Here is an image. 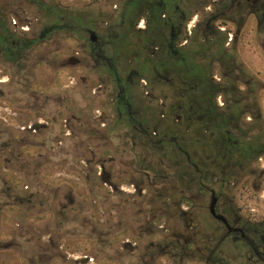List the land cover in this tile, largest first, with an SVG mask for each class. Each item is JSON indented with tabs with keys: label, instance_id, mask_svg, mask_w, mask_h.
Returning a JSON list of instances; mask_svg holds the SVG:
<instances>
[{
	"label": "flooded vegetation",
	"instance_id": "1",
	"mask_svg": "<svg viewBox=\"0 0 264 264\" xmlns=\"http://www.w3.org/2000/svg\"><path fill=\"white\" fill-rule=\"evenodd\" d=\"M33 9L56 25L34 32ZM78 11L0 0V73L11 82L0 119L46 163L71 158L89 182V262L264 264V0H116L98 19Z\"/></svg>",
	"mask_w": 264,
	"mask_h": 264
},
{
	"label": "rangeland",
	"instance_id": "2",
	"mask_svg": "<svg viewBox=\"0 0 264 264\" xmlns=\"http://www.w3.org/2000/svg\"><path fill=\"white\" fill-rule=\"evenodd\" d=\"M46 1L51 5L58 1L70 4L71 9L79 10L76 13L90 9L98 19L109 15L108 10L116 0H96L88 7L83 6L87 2L79 0ZM30 14L35 20L32 24L36 26L34 32L56 25L55 20L47 16V11L38 14L33 9ZM247 22L246 31L253 26L251 19ZM21 25L28 29L24 23ZM240 55L248 57L247 46H240ZM255 69L257 98L264 110V88H260L264 86V53L259 45L256 47ZM9 76L8 70L0 73V80L6 81L0 89L6 92L11 83ZM67 95L79 101L82 108L88 104L82 96L78 100L72 92H66ZM15 130L13 121L0 119V245H7L0 247V264H91L88 258L94 245V212L85 193L89 190V182L70 165L71 158L65 160L63 167L51 166L50 162L46 163V153L26 146L19 135H14ZM64 133L67 152L74 142L66 130ZM84 156L89 158L88 153ZM52 163L57 162L52 160ZM79 165L83 171L84 164ZM64 194L72 203L67 204L65 215L61 207L63 201L67 202ZM100 249L105 250L104 243L100 244Z\"/></svg>",
	"mask_w": 264,
	"mask_h": 264
},
{
	"label": "water",
	"instance_id": "3",
	"mask_svg": "<svg viewBox=\"0 0 264 264\" xmlns=\"http://www.w3.org/2000/svg\"><path fill=\"white\" fill-rule=\"evenodd\" d=\"M92 40H93V38H92Z\"/></svg>",
	"mask_w": 264,
	"mask_h": 264
}]
</instances>
